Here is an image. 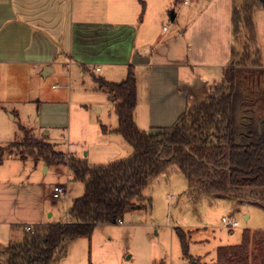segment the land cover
Segmentation results:
<instances>
[{"label":"crops","instance_id":"1","mask_svg":"<svg viewBox=\"0 0 264 264\" xmlns=\"http://www.w3.org/2000/svg\"><path fill=\"white\" fill-rule=\"evenodd\" d=\"M142 1L143 12L138 0H0V79L3 75L13 78L25 73L28 82H36L59 75V68L68 72L65 78L58 76L64 83H74V75L80 79L75 89V110L71 108L72 87L67 92L53 91L37 108L36 122L45 135L51 133L57 117H64L63 130H69L72 112L77 116L74 122L80 129L78 141L70 143L67 155L82 157L84 152L89 163L105 164L101 162L132 154V147L120 135L100 129L97 114L103 113V96L108 92L102 90L96 78L120 82L131 66L136 82L138 76L144 80L145 98L138 104L137 95L134 111V121L144 131L172 125L194 104L191 97L200 91L203 95L224 79V69L230 65L228 50L231 52L234 41V0H178L181 7H186V13H174L168 27L164 24L172 0ZM191 10L197 12L195 16L187 14ZM187 15L188 21H184ZM45 103L49 104L44 106ZM89 107H93L96 119ZM1 108L0 105V137L1 133L8 136L13 129ZM8 115L15 118L11 112ZM106 126L109 130L117 127L111 123ZM2 169L8 172L12 167ZM30 169L43 170L44 177L50 172L53 187L62 183L67 197L71 196L72 174L67 166L51 167L37 161ZM10 184L19 187L17 193L23 191L34 201H26L24 206L28 219H0V225H9L7 235L21 237L26 225L51 223L56 199L47 202L42 184L33 192L25 189L40 184ZM248 204L243 202L241 206L246 209ZM244 218L249 215L244 214ZM67 221L68 216L64 222ZM21 223L22 228L18 227Z\"/></svg>","mask_w":264,"mask_h":264},{"label":"trees","instance_id":"2","mask_svg":"<svg viewBox=\"0 0 264 264\" xmlns=\"http://www.w3.org/2000/svg\"><path fill=\"white\" fill-rule=\"evenodd\" d=\"M138 1L143 12L144 2ZM238 2L231 19L238 47L231 49L223 81L210 86L207 96L189 105L172 125L147 131L137 127V82L131 66L120 82L96 78L113 95L118 121L114 129L104 124L100 129L122 136L132 147L129 157L91 164L34 139L22 126L19 141L0 145V164L7 153L33 157L47 166H67L72 179L83 184L82 195L67 209V222L34 224L31 230L24 226L19 240L0 246V264H54L55 257L65 253L67 241L89 239L97 225L115 224L133 209H151L145 190L152 178L162 174L167 179L182 174L187 183L184 195L192 203L216 194L264 207V96L244 93L242 75L260 65L252 14L264 7L259 0ZM174 231L188 264H264V230L244 229L240 244L218 246L212 262L189 254L188 230L175 227Z\"/></svg>","mask_w":264,"mask_h":264},{"label":"rangeland","instance_id":"3","mask_svg":"<svg viewBox=\"0 0 264 264\" xmlns=\"http://www.w3.org/2000/svg\"><path fill=\"white\" fill-rule=\"evenodd\" d=\"M234 2L235 4L239 3L238 0ZM185 8L180 6L178 0H172L171 7L166 12L168 21L164 25L168 27L172 24L170 20L172 10L174 13H186ZM196 13H194V10L187 12L188 15L192 14L193 16ZM188 15L183 17L184 21H188ZM179 18L181 16L178 17V20ZM252 21L256 38L255 48L258 50L260 65L251 67L242 75L244 76L243 92L251 93L252 98H256L258 97L257 95L264 96L263 8L257 7L254 9ZM233 46L238 47L236 43L232 42L230 50ZM228 57L231 60V52L229 50ZM59 69L61 70L59 75L41 78L36 82H28L27 74L25 73L13 76V78L5 75L1 77L0 97L3 100L0 101V105L2 108L4 107L1 110L4 113L6 112V115L3 114V116L13 129L8 133V136L5 133H1L0 145L11 141H19L23 137L20 126L29 130L34 139L53 144L56 151L66 155L68 148H70V143H77L80 129L79 125L74 122L77 116L73 112L69 130H63L62 120L64 117L62 116L61 118L57 117L49 135L43 134L36 122L39 102H44L48 99V96L53 91L67 92L72 87L73 105L70 107L73 110L76 108L74 105L75 89L79 85L80 79L74 75V83H69L68 81L64 83L61 78H65L68 72L63 68ZM97 74L95 73V75ZM58 76L61 78L59 79ZM138 77L137 95L139 104L145 98L146 85L144 80L140 76ZM102 90L108 92V95H104L106 98L103 96L105 106L103 107V113L97 114L98 123L105 125H110L111 123L112 127H116L118 121L113 111V95L106 88H102ZM206 96L207 91L203 95L200 91L195 97H191V104L199 103ZM48 104L45 103L43 105L46 106ZM88 109L93 118H95L93 107ZM9 112L15 115L14 119L9 118ZM124 142L131 147L127 141L124 140ZM132 151L131 149V153ZM84 157V152H82V157L80 158ZM37 161L42 162L33 157L21 159L15 153L6 154L2 167H0V192L3 191L2 194L0 193V219H5L4 221L28 219L24 206L27 204L26 201H34L31 195L26 193L27 196H25L23 191L17 193L19 187L12 186L10 183L30 181L34 182V184H40L39 186L37 184H35L36 186H31V189L27 187L25 189L26 192L38 191L42 184L48 198L47 202H53L52 187L54 180L51 177V173L49 172L44 177L41 173L43 170L40 169L33 172V169H30ZM107 161L109 160H104L101 163H107ZM5 167H12V169H7L9 170L7 172L2 169ZM63 173H65L64 170ZM70 181L72 184L71 196L67 197V200H55L53 205L54 217L50 220L51 223L64 222L67 216V206H70L74 198L81 196L83 193V184L81 182L72 178ZM60 185L63 184L61 183ZM186 187V179L180 173H173L168 179L164 174L152 178L148 188L145 190V196L150 197L152 200L151 209L147 206L133 209L124 215L123 224L121 225L117 223L100 224L96 226L91 238L67 241L64 248L65 253L63 256H56L54 264H188L189 260L182 256L181 243L174 231L175 227L189 231L188 245L190 255L201 257L205 262H212L216 258L215 251L218 246L240 244L241 233L244 229L264 230L263 206L250 202L244 209L231 196L216 194L204 195L199 202L192 203L184 195ZM169 195L172 197L171 199H169ZM244 214L249 215V218L245 219ZM222 217L227 220H236L237 225L228 230L221 222ZM22 223L18 227H22ZM8 226L5 223L0 225V246H5L11 240L15 241L21 238L20 236L7 235L6 229L8 230Z\"/></svg>","mask_w":264,"mask_h":264},{"label":"built area","instance_id":"4","mask_svg":"<svg viewBox=\"0 0 264 264\" xmlns=\"http://www.w3.org/2000/svg\"><path fill=\"white\" fill-rule=\"evenodd\" d=\"M184 2L187 3L188 0H184ZM53 198L56 199V200L66 199L67 198V189H66V187L63 186V185H55L53 187ZM221 222L229 230H231L233 227H235L237 225V221H235V220H227L225 217H223L221 219ZM116 223L121 225V224H123V220L122 219H118ZM25 229L26 230H31V225H26Z\"/></svg>","mask_w":264,"mask_h":264},{"label":"water","instance_id":"5","mask_svg":"<svg viewBox=\"0 0 264 264\" xmlns=\"http://www.w3.org/2000/svg\"><path fill=\"white\" fill-rule=\"evenodd\" d=\"M260 3L262 4V6L264 7V0H259ZM174 19V11L172 10L171 11V16H170V20H173Z\"/></svg>","mask_w":264,"mask_h":264}]
</instances>
